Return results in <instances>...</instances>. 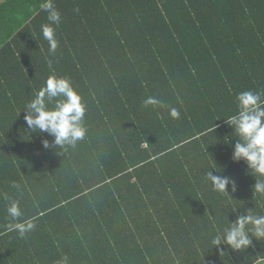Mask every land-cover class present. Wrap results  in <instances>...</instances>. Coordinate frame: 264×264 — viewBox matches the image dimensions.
<instances>
[{"label":"trees","instance_id":"1","mask_svg":"<svg viewBox=\"0 0 264 264\" xmlns=\"http://www.w3.org/2000/svg\"><path fill=\"white\" fill-rule=\"evenodd\" d=\"M42 2L0 4V264L264 259V239L242 251L210 244L238 216L264 215L256 178L231 159L238 137L226 123L238 93L264 92V0H53L55 53L41 33ZM53 74L87 107L75 148H44L54 137L24 119ZM149 96L162 103L144 107ZM209 171L237 190L214 191ZM11 199L35 224L24 238L4 227ZM171 233L190 237L188 258L176 260ZM152 238L165 241L169 260Z\"/></svg>","mask_w":264,"mask_h":264},{"label":"clouds","instance_id":"2","mask_svg":"<svg viewBox=\"0 0 264 264\" xmlns=\"http://www.w3.org/2000/svg\"><path fill=\"white\" fill-rule=\"evenodd\" d=\"M40 9L47 13L49 23L41 25L43 38L49 44V52L55 53L59 44L56 38V28L61 23V13L53 0H44ZM51 67V61H49ZM264 92L242 91L236 95L238 113L226 119V123L234 129L238 137L231 159L234 162L244 161L250 174L256 178L254 192L264 194ZM162 102L149 96L143 101V106L160 105ZM27 114L24 119L30 130L48 133L54 137L52 142L43 141L44 148L59 146L60 149L75 148L78 142L87 135L85 116L86 104L82 96L67 77L50 75L45 85L36 93L35 97L25 105ZM172 118H179L177 108H170ZM216 127V126H215ZM215 130V129H214ZM214 191L230 196L228 187L237 190L235 179L226 175L207 174ZM257 177H260L258 179ZM19 188L18 184L12 185ZM5 199H9L5 196ZM7 216L10 222L4 225L7 232H17L21 238L34 230L35 224L31 219L21 220L24 213L20 201L11 199L7 204ZM251 227H248V226ZM264 239V215H240L229 227L217 230L212 236V246L227 245L233 250H245L253 242ZM56 264H68L67 256L62 257Z\"/></svg>","mask_w":264,"mask_h":264},{"label":"crops","instance_id":"3","mask_svg":"<svg viewBox=\"0 0 264 264\" xmlns=\"http://www.w3.org/2000/svg\"><path fill=\"white\" fill-rule=\"evenodd\" d=\"M170 237H171L172 240H168V239H167V240H165V241L175 242V243L177 244L178 249H179V253H181L180 255H176V256H175V257H176V260L179 261V260H182V259H186V258H188L189 256L187 255V253H190V252H189V249H188V248H189L188 244H190V237H189L188 235H186V236H183V237H178V238L176 239V237L173 235V233L170 234ZM181 239H187V240H189V242H188L186 245L181 246V245L179 244V241H181ZM165 241H164V242H165ZM164 242H163L162 239L159 240V241H157L155 238H152L150 244H151V245H154V246H156V247H159L160 252L157 251V253H159L163 259L165 258V259L169 260L170 257H169V255L167 254L168 252L166 253V251L164 252V250L162 249ZM157 257H158V254H157ZM262 260H263V259H260V260L257 261L256 263L261 262ZM256 263H255V264H256ZM192 264H195V261H194Z\"/></svg>","mask_w":264,"mask_h":264},{"label":"rangeland","instance_id":"4","mask_svg":"<svg viewBox=\"0 0 264 264\" xmlns=\"http://www.w3.org/2000/svg\"><path fill=\"white\" fill-rule=\"evenodd\" d=\"M145 145V144H144ZM256 264H264V259L261 262H258Z\"/></svg>","mask_w":264,"mask_h":264},{"label":"water","instance_id":"5","mask_svg":"<svg viewBox=\"0 0 264 264\" xmlns=\"http://www.w3.org/2000/svg\"><path fill=\"white\" fill-rule=\"evenodd\" d=\"M5 0H0V4L3 3Z\"/></svg>","mask_w":264,"mask_h":264}]
</instances>
